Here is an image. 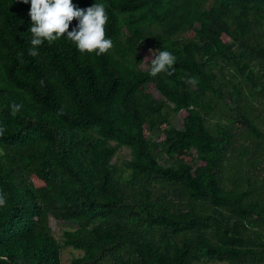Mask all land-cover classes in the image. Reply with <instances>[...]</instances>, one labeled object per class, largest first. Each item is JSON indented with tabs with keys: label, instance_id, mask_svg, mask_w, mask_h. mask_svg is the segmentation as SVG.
<instances>
[{
	"label": "trees",
	"instance_id": "16d2710c",
	"mask_svg": "<svg viewBox=\"0 0 264 264\" xmlns=\"http://www.w3.org/2000/svg\"><path fill=\"white\" fill-rule=\"evenodd\" d=\"M97 2L107 52L61 37L32 57L30 4L0 0V264L64 247L70 264H264V0ZM145 49L175 55L171 74L144 71ZM50 217L77 226L63 243Z\"/></svg>",
	"mask_w": 264,
	"mask_h": 264
},
{
	"label": "clouds",
	"instance_id": "9594fccd",
	"mask_svg": "<svg viewBox=\"0 0 264 264\" xmlns=\"http://www.w3.org/2000/svg\"><path fill=\"white\" fill-rule=\"evenodd\" d=\"M30 4L28 16L30 24V47L28 54L32 57L38 55V47L44 42L52 43L58 38L65 37L81 53H95L96 55L107 52L112 46L111 38H105V24L108 20L105 4L95 2L86 8L77 7L72 0H22ZM77 23L68 31L73 19ZM154 56L150 60V75L156 76L161 72L171 74L174 70L176 57L168 50L149 49ZM19 106H14V110ZM5 203L0 196V206Z\"/></svg>",
	"mask_w": 264,
	"mask_h": 264
},
{
	"label": "rangeland",
	"instance_id": "374dc122",
	"mask_svg": "<svg viewBox=\"0 0 264 264\" xmlns=\"http://www.w3.org/2000/svg\"><path fill=\"white\" fill-rule=\"evenodd\" d=\"M225 40L229 41V38L225 37ZM142 53L144 56V62L142 63L141 67L144 71H147L150 68L148 61L153 59L154 56L150 54L149 49L143 50ZM150 91L154 94L155 97L161 96L160 92L154 86L150 87ZM182 122H183V115L180 114L177 117L175 124L178 128H181ZM130 158H131L130 149L124 147L121 150H119V152L116 154L114 161H116L118 164H122L123 161L129 160ZM50 226L52 229V235L60 243H63L64 241L65 231H71L76 229L77 227L72 222H66L61 219H56L55 217H50ZM82 254H83L82 251L76 250L72 247H64L62 249V254H61L62 264H70L75 257H78ZM202 264H227V263L210 262V263H202Z\"/></svg>",
	"mask_w": 264,
	"mask_h": 264
}]
</instances>
